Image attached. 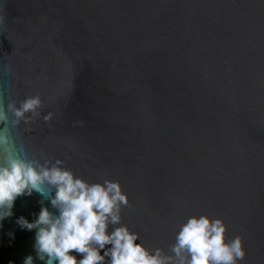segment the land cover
Segmentation results:
<instances>
[{"label":"water","instance_id":"1","mask_svg":"<svg viewBox=\"0 0 264 264\" xmlns=\"http://www.w3.org/2000/svg\"><path fill=\"white\" fill-rule=\"evenodd\" d=\"M28 96L41 117L13 135L89 183L118 181L121 222L147 248L168 253L203 214L242 238L238 264H264V0H0V103ZM40 199L0 221L7 264H42L15 223Z\"/></svg>","mask_w":264,"mask_h":264},{"label":"clouds","instance_id":"2","mask_svg":"<svg viewBox=\"0 0 264 264\" xmlns=\"http://www.w3.org/2000/svg\"><path fill=\"white\" fill-rule=\"evenodd\" d=\"M41 106L39 96L0 103V221L13 215L18 197H41L35 219L21 216L15 223L35 230L34 251L42 264H238L244 258L242 238L226 239L222 219L203 214L179 226L168 253L147 248L121 222L128 198L118 181L89 183L58 158L41 160L30 154L13 135L12 129L41 117ZM51 117L49 112L42 119ZM23 264H33V257H25Z\"/></svg>","mask_w":264,"mask_h":264},{"label":"trees","instance_id":"3","mask_svg":"<svg viewBox=\"0 0 264 264\" xmlns=\"http://www.w3.org/2000/svg\"><path fill=\"white\" fill-rule=\"evenodd\" d=\"M0 264H7V261H6V259H0Z\"/></svg>","mask_w":264,"mask_h":264}]
</instances>
